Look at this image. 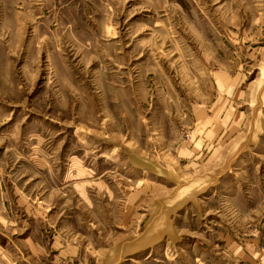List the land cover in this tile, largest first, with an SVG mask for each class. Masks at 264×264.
Here are the masks:
<instances>
[{"label": "rangeland", "instance_id": "obj_1", "mask_svg": "<svg viewBox=\"0 0 264 264\" xmlns=\"http://www.w3.org/2000/svg\"><path fill=\"white\" fill-rule=\"evenodd\" d=\"M264 0H0V264H258Z\"/></svg>", "mask_w": 264, "mask_h": 264}, {"label": "crops", "instance_id": "obj_2", "mask_svg": "<svg viewBox=\"0 0 264 264\" xmlns=\"http://www.w3.org/2000/svg\"><path fill=\"white\" fill-rule=\"evenodd\" d=\"M258 264H264V256L261 253L257 254Z\"/></svg>", "mask_w": 264, "mask_h": 264}]
</instances>
